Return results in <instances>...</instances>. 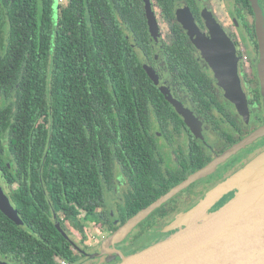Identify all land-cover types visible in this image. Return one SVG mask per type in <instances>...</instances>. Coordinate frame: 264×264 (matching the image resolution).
<instances>
[{
  "label": "trees",
  "instance_id": "obj_1",
  "mask_svg": "<svg viewBox=\"0 0 264 264\" xmlns=\"http://www.w3.org/2000/svg\"><path fill=\"white\" fill-rule=\"evenodd\" d=\"M178 1L191 0L153 3L173 17ZM150 36L144 0H0V183L23 221L0 210V259L74 262L55 217L115 233L208 165L165 163L158 131L172 141L177 113L142 64ZM118 178L130 188L112 225L103 207ZM151 213L133 241L154 228Z\"/></svg>",
  "mask_w": 264,
  "mask_h": 264
},
{
  "label": "flooded vegetation",
  "instance_id": "obj_2",
  "mask_svg": "<svg viewBox=\"0 0 264 264\" xmlns=\"http://www.w3.org/2000/svg\"><path fill=\"white\" fill-rule=\"evenodd\" d=\"M151 3L157 17L159 32L157 36L153 37L149 29L151 36L146 49L148 52L145 50V54L142 53V64L144 60L147 61L160 85H163L172 94L193 121V126H190L186 118L170 102L177 113L173 140L166 139L156 127L165 163L173 169H182L187 162L191 163L195 154L205 158L209 157V164L235 144L264 127L263 46L260 36L261 30L264 33V0L178 1L174 7L173 17L165 15L161 8L154 5L153 0ZM255 3L261 10L262 24L258 23ZM180 4L188 8L194 23L207 38V43L204 46L208 49L210 59L197 39L190 35L179 20L177 9ZM162 24L168 25L167 36H162ZM210 25L215 28L214 31ZM216 26L227 37L234 59L227 61L224 59H228L225 55L222 59L215 55L219 42V39L213 35V32L219 30ZM234 66L238 79L230 81L224 71L230 70ZM235 90L238 91V95L234 93ZM242 93L244 97H242ZM244 99L247 104L246 108L241 106L244 104ZM171 145L174 147L172 148ZM263 150L264 132L231 153L217 164L210 171L211 173L209 172L210 174L176 193L174 198H170L164 203L159 212L154 213L156 210L153 211L149 215L151 222L154 221L152 230L160 229L165 223V219H177L183 214V211L186 212L210 193L215 185L227 180ZM116 183L119 185L114 186L113 194L119 191L120 184H125L124 194L126 196L130 188L128 182L123 178L122 180L118 178ZM242 187V182L232 183L225 191L226 194L223 197H218L217 203L208 212L214 213L222 208ZM5 191L8 193L6 189ZM221 198L227 202L219 205ZM124 201L125 197L123 201L116 204L117 209L118 204L124 203ZM103 209L109 211L111 219H113L112 225L119 223L118 212L115 215L113 211L108 210L107 202ZM56 219L57 217H55V221ZM90 223L97 225L96 222ZM139 224L135 226L136 230L130 241H119L118 243L128 246V242L133 244L140 239L133 241L140 227ZM143 224L147 225L148 223L145 221ZM101 226L109 232V235L98 246L97 243L94 244L96 245L94 249H92L94 245L90 238L86 239L87 226L85 234L75 230L82 235V243L72 237L68 227H62L68 238L64 237L76 251V260L69 262L57 256L58 264H80L83 258H88V264H93L91 260L97 259V256L92 255L105 251L107 253L100 258H104L106 264H115L122 259L123 254L126 255L133 251L129 246L128 251L127 247L121 248L118 243L109 244L108 239L114 234L111 230V223ZM162 228L157 240L162 237V234L169 233L164 225Z\"/></svg>",
  "mask_w": 264,
  "mask_h": 264
},
{
  "label": "water",
  "instance_id": "obj_3",
  "mask_svg": "<svg viewBox=\"0 0 264 264\" xmlns=\"http://www.w3.org/2000/svg\"><path fill=\"white\" fill-rule=\"evenodd\" d=\"M144 2L149 29L151 31V35L155 37L159 32L157 17L155 11L153 10L151 0H144ZM255 9L257 12L258 23L262 24L261 10L256 3ZM177 14L184 27L188 30L192 37L197 39L199 45L210 59L211 57L208 49L204 46L207 43V38L194 23L188 8L180 4L177 9ZM211 29L212 31L215 30V28L212 26ZM217 31L218 32H213L214 37L219 39L215 55L220 59H222L225 55L228 57V59L224 58L227 61L234 59V55H232V49H229L227 37L220 29ZM260 36L263 46L262 72L264 76V33L262 30ZM143 65L149 75L155 80L156 84L165 93L173 106H175L176 109L186 118L189 125L193 126L191 117L184 111L172 94H170L163 85H160L158 78L154 75L153 70L146 60H144ZM235 70L236 67L234 66V68L224 71L230 81L238 79ZM234 93L238 95V91L235 90ZM242 97H244L243 93ZM241 106L243 108L247 107L245 99L244 104ZM263 132L264 127H262L257 133L255 132L250 137H247L241 142L235 144L233 147H231L222 155L218 156L215 160L210 162L201 170L190 175L176 188L163 195L161 198L139 212L125 225L119 228L108 239V243L114 244L123 240V238L149 213H151L173 195L178 193L180 190L208 174L217 164L226 159L231 153L246 145L249 141L255 139L256 136L261 135ZM234 182L243 183L241 190L222 208L215 211L214 213L209 214L207 207L209 202L220 197V193L225 192ZM205 197L207 200L204 198L202 200V204L194 207L195 209L192 211L193 216L191 215L189 217V215L185 212L186 214L183 213L168 225V230L174 226L179 227L177 233L140 252L133 253L128 256L122 255V260L117 264H137L139 261H144L146 258H148V256H151L156 251H159L162 248L178 241L192 229H195L196 227L211 221H222V225L215 233L197 245L177 256H174L169 260H166L162 264H264V150L252 160H250L245 166L231 175L227 180H225L215 192L213 190ZM0 210L15 223L19 225L23 223L18 210L12 204L8 193H6L1 183ZM55 225L60 233L68 238L59 220L56 219ZM105 253L107 252L105 251L100 254L97 253V255L92 256L100 257ZM0 264L10 263L0 259Z\"/></svg>",
  "mask_w": 264,
  "mask_h": 264
},
{
  "label": "rangeland",
  "instance_id": "obj_4",
  "mask_svg": "<svg viewBox=\"0 0 264 264\" xmlns=\"http://www.w3.org/2000/svg\"><path fill=\"white\" fill-rule=\"evenodd\" d=\"M68 1L69 0H62V3L64 4V5H66L67 3H68ZM226 15V14H225ZM226 17H227V19H229L228 18V16L226 15ZM162 27H163V30H162V36H167V34H168V25L167 24H162ZM172 146V148L174 147V145H171ZM169 152V151H168ZM168 162H170V160H168ZM211 173V172H210ZM210 173H208V174H210ZM207 175V174H206ZM204 177V176H203ZM202 178V177H201ZM119 180H122V178H119ZM2 184H3V186L5 187V189L7 190V192H9V187L7 186V184H5V183H3L2 182ZM221 184H223V182L222 183H219V184H217V185H215L214 186V188H212L211 190L213 191L214 190V192L219 188V186L221 185ZM116 185H119V184H117L116 183ZM125 184H120V187H119V191H116V193L114 192V194H113V191H114V189H113V191H111V192H108V195H107V207H108V210H110V211H113L114 213H115V215L117 214V212H118V209H117V203L118 202H120V201H123L124 200V197H125V194H124V191H125V186H124ZM218 187V188H217ZM211 191V192H212ZM209 194V193H208ZM207 194V195H208ZM224 194H226V192H222V193H220V196L221 197H223L224 196ZM206 195V196H207ZM233 197H235V195L233 196ZM206 199V197H203V199ZM226 199H228V197H225ZM202 199V200H203ZM232 199V198H231ZM202 200H200V201H198L194 206H192L191 208H189L187 211H186V213L189 215V217L192 215V211L195 209L194 207H196V206H199L200 204H202ZM207 200V199H206ZM217 201H218V198H216V199H213L212 201H210L209 202V205L207 206L208 207V211L211 209V208H213L214 207V205L217 203ZM230 201V200H229ZM223 202H225V201H223L222 200V198L220 199V201H219V205L220 204H222ZM227 202V201H226ZM225 202V203H226ZM225 205V204H224ZM217 209V208H216ZM189 211V212H188ZM185 211H183V213H184ZM185 213V214H186ZM209 213V212H208ZM209 214H211V213H209ZM193 216V215H192ZM116 217V216H115ZM174 221V218H169V219H165V223H163L162 224V226L164 225L165 226V228H167L168 227V225L169 224H171L172 222ZM162 226L160 227V229H157V230H152L151 232H149V233H147V234H145L143 237H141L140 239H138L135 243L133 242V244L132 243H129L128 242V246L130 247V249L132 248L133 249V251L132 252H130L129 254H126V255H124V256H128V255H130V254H133V253H137V252H140V251H142V250H144V249H147V248H149L150 246H152V245H154L155 243H157V242H159V241H162V240H164V239H166V238H168V237H170L171 235H174L175 233H177L178 232V228L179 227H173V228H170L167 232H169V233H164V234H162V237H161V239H159V240H157V237H158V234H159V232L160 231H162L163 230V228H162ZM68 230L71 232V235H72V237L75 239V240H77L79 243H82V235L81 234H79L77 231H75L73 228H71L70 226L68 227ZM135 230H136V227L135 228H133L132 229V231L131 232H129L124 238H123V240H121V241H130V239H132L131 237H132V235H134V233H135ZM164 232H166V231H164ZM107 235H109V232L106 230V229H104V228H102V226L101 225H99V224H97V225H93V224H91V223H89V225L87 226V228H86V239L88 240L89 238H90V240H91V242L93 243L92 245H94V244H96L97 243V246L101 243V242H103V239H105V237L107 236ZM119 242V241H118ZM118 242H116V243H118ZM118 246L119 247H121V248H124V247H127L126 249L129 251V247L128 246H126L125 244H122V243H118ZM96 247V245H94L93 247H92V249H94ZM111 247V246H110ZM127 251V252H128ZM122 258V257H121ZM122 260V259H121ZM120 260V261H121ZM92 262H93V264H106V261H104V258H100V257H97V259H94V260H91ZM119 261V262H120ZM119 262H117V263H119ZM117 263H115V264H117ZM80 264H88V258H83L81 261H80Z\"/></svg>",
  "mask_w": 264,
  "mask_h": 264
},
{
  "label": "bare ground",
  "instance_id": "obj_5",
  "mask_svg": "<svg viewBox=\"0 0 264 264\" xmlns=\"http://www.w3.org/2000/svg\"><path fill=\"white\" fill-rule=\"evenodd\" d=\"M222 225V221L206 222L201 226L187 232L178 241L156 251L151 256H148L144 261H139L137 264H162L166 260L177 256L184 251L197 245L213 233H215Z\"/></svg>",
  "mask_w": 264,
  "mask_h": 264
}]
</instances>
